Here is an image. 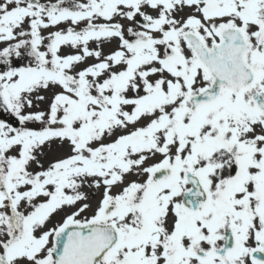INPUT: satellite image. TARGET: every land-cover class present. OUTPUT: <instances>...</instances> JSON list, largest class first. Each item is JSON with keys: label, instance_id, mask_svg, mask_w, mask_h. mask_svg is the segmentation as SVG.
Segmentation results:
<instances>
[{"label": "snow or ice", "instance_id": "snow-or-ice-1", "mask_svg": "<svg viewBox=\"0 0 264 264\" xmlns=\"http://www.w3.org/2000/svg\"><path fill=\"white\" fill-rule=\"evenodd\" d=\"M0 264H264V0H0Z\"/></svg>", "mask_w": 264, "mask_h": 264}]
</instances>
